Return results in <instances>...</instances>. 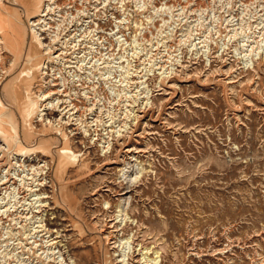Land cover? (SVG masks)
<instances>
[{"label":"rangeland","instance_id":"1","mask_svg":"<svg viewBox=\"0 0 264 264\" xmlns=\"http://www.w3.org/2000/svg\"><path fill=\"white\" fill-rule=\"evenodd\" d=\"M57 2H71L74 14L85 7L78 27L100 32L88 57L108 65L102 75L97 65L87 70L84 86L103 121L82 143L83 134L68 133L79 159L39 186L44 202L20 195L35 203L25 205L31 221L43 218L71 264H146V251L157 264H264V0ZM25 6L6 3L7 17L21 19L18 34L29 30ZM4 56L10 69L15 55ZM23 83L14 89L25 94ZM2 226L0 264H36Z\"/></svg>","mask_w":264,"mask_h":264},{"label":"bare ground","instance_id":"2","mask_svg":"<svg viewBox=\"0 0 264 264\" xmlns=\"http://www.w3.org/2000/svg\"><path fill=\"white\" fill-rule=\"evenodd\" d=\"M8 1L10 0H0V194L2 192L4 194L0 199V225H3L2 228L6 229L5 234L9 235L8 238L14 235L15 237L18 236L17 240H20L22 251L27 250L23 253L24 255L30 254V252L37 254L35 258L37 259L36 264H71L67 263L60 249L56 251L60 246L63 247L60 244L61 240H57L59 236L51 237L52 234L48 236L51 229L47 223H44L43 218L38 220L37 217L31 221L35 216H29L25 212L27 203L35 206L32 201L27 202L28 198L26 199V196L29 194L33 195V197L39 195L36 202H44L43 197H41L42 194L37 192L41 190L42 186H45L46 182L44 181L49 174L57 172L68 162L75 163L78 161L79 154L72 149V137L68 133L77 131L76 134H83L80 143H82L84 138L88 137V133L92 135L91 130L97 133L98 129L95 128L93 130L92 127L94 125L98 127L103 121V117L100 115L102 109L96 108L98 104H95V102H90L88 106L86 101H91L93 97L90 95V91L85 90L90 87L84 86L85 83H88L85 82L87 77H84V73L92 67H96V65L99 71L106 68L108 64L104 65L106 64L105 58L104 61L96 64L92 62V58H89L90 56L88 57V54H92L94 51V45L98 44L97 50H99L100 40L96 38V35L100 32H97L96 29L88 32L87 26H84L87 28L78 27L77 19L80 16L85 18L84 15L87 12L85 7L78 9L74 6L77 12L75 15L71 11L73 9L71 2L65 3L64 7H61L60 4L57 5V0H26V6L23 10L31 12L27 21L29 30L25 29L23 34H18L15 31L17 27H14V24H16L15 21L20 24L21 19L18 16H13V20L7 17L11 13L6 7ZM84 1L86 0H82V2ZM66 6H69V9H64ZM56 8L59 10L60 19L53 17ZM82 20L84 21V19ZM53 23L57 26L55 27ZM66 25L67 27L71 25L74 30H70V28L69 31H75L76 33L68 34L69 32L65 31L67 30ZM97 28L102 27L99 24ZM236 33H233L232 36H235ZM18 36L19 38H17ZM79 37L80 39L77 40ZM28 38L33 39L37 43V48L30 44ZM99 38H102V36H99ZM63 39L64 41H62ZM83 42L86 44L82 48ZM255 43L258 44V41H255ZM58 44L60 45L58 46ZM77 49H81V55H79V52L76 53ZM5 51H10L15 55L10 69L6 67ZM25 53L24 68L19 72L18 77L15 78L17 81L12 78L8 80L9 72L11 73L14 70L13 66L20 64V60H23ZM76 71L82 73L73 74V78L70 79V74ZM99 74H101L100 71ZM22 80L26 88L25 94L14 89H17L15 83ZM4 84L6 85L4 86ZM80 86L84 87L80 88ZM14 99L16 105L11 108L10 102L12 104ZM80 104L81 106H79ZM8 105L9 109L6 108ZM98 109L100 110L99 114L96 111ZM15 113H20V120L14 118ZM89 114L93 115L91 121L87 117ZM112 118L114 117L112 116ZM38 124L44 125L43 128L37 129ZM112 124H106L105 128L109 129ZM116 126L118 127L119 125ZM69 127L72 130L68 132ZM112 131L114 132L115 129L108 130L107 133ZM53 136H58L55 143L57 147L51 145V142H54L52 140ZM95 136L97 135L95 134ZM33 139V144L28 143V141ZM104 142L106 143V141ZM68 166L67 164V169ZM56 174L58 175L59 173ZM39 186L41 187L39 188ZM57 190L59 192V189ZM26 192L27 195L20 196ZM7 197L8 200L6 201ZM12 198L16 199V202L13 203ZM19 203L21 205H18ZM22 205L24 208L20 210ZM11 215L10 221L17 222H9L7 226H4L7 221L3 219ZM29 220L30 222H28ZM16 224H20L18 232L12 227V225ZM54 231L59 234L58 230ZM46 235L48 240L44 241L42 238H45L44 236ZM37 238H40L42 243H38L39 239ZM44 243L46 244L45 246H43ZM44 247L47 248V251L43 249ZM57 253L60 254L57 255ZM148 253L150 252L146 251L143 254V260L146 259V264H157L156 259L147 257ZM7 256L9 257L10 255ZM7 256L3 255L4 259Z\"/></svg>","mask_w":264,"mask_h":264}]
</instances>
